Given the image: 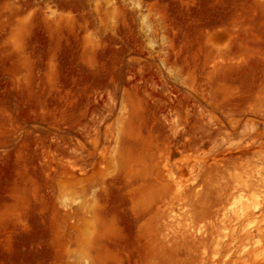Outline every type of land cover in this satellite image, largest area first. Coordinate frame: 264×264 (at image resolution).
<instances>
[{"label": "rangeland", "instance_id": "obj_1", "mask_svg": "<svg viewBox=\"0 0 264 264\" xmlns=\"http://www.w3.org/2000/svg\"><path fill=\"white\" fill-rule=\"evenodd\" d=\"M240 191L263 229L264 0H0V264H217Z\"/></svg>", "mask_w": 264, "mask_h": 264}, {"label": "bare ground", "instance_id": "obj_2", "mask_svg": "<svg viewBox=\"0 0 264 264\" xmlns=\"http://www.w3.org/2000/svg\"><path fill=\"white\" fill-rule=\"evenodd\" d=\"M229 200V204L223 203L214 212L216 228L210 234V239L214 241V246L216 247L214 256L222 248L225 251L224 257L213 260V263L217 264H230V257L232 256H235L237 259H249L251 253L261 243L259 236H264V228L255 227L253 222L248 221L249 216L258 209V203L250 200L241 191L237 192L236 195H232ZM221 227H223V230H220ZM203 228L197 227L195 230L189 232V237L193 242H204L203 236L205 232ZM254 253L256 257L262 254ZM259 260L258 264L264 263L263 254Z\"/></svg>", "mask_w": 264, "mask_h": 264}]
</instances>
